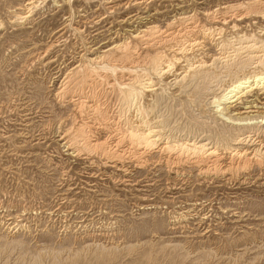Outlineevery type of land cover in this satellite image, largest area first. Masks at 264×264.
Instances as JSON below:
<instances>
[{
	"label": "rangeland",
	"instance_id": "rangeland-1",
	"mask_svg": "<svg viewBox=\"0 0 264 264\" xmlns=\"http://www.w3.org/2000/svg\"><path fill=\"white\" fill-rule=\"evenodd\" d=\"M66 1L0 0V264H264V163L222 158L210 173L157 152L115 167L74 155L63 136L80 117L57 95L85 47L155 26L176 33L162 51L179 41L209 64L220 49L204 33L260 35L264 14L223 8L242 0ZM255 97L249 109L264 111V90Z\"/></svg>",
	"mask_w": 264,
	"mask_h": 264
},
{
	"label": "bare ground",
	"instance_id": "bare-ground-1",
	"mask_svg": "<svg viewBox=\"0 0 264 264\" xmlns=\"http://www.w3.org/2000/svg\"><path fill=\"white\" fill-rule=\"evenodd\" d=\"M243 4L264 14V0H242L223 8L235 10ZM189 20L178 19L180 24ZM213 32L204 37L212 39L220 53L209 64L196 62L193 46L186 49L179 41L162 51L160 46L171 43L176 33L162 36L155 26L134 34L133 42L122 41L94 56L85 47L57 92L80 117L79 125L62 135L63 146L74 155L103 156L112 166L125 160L143 164L153 152L166 164L188 163L210 173L222 171V158L230 170L236 163H264V111L258 110L263 105L249 109L258 99L254 95L264 90V38L257 37L264 33L221 39L214 36L221 30ZM98 130L108 133L103 141L92 138Z\"/></svg>",
	"mask_w": 264,
	"mask_h": 264
}]
</instances>
